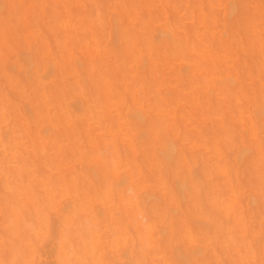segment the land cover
<instances>
[{
  "label": "rangeland",
  "instance_id": "rangeland-1",
  "mask_svg": "<svg viewBox=\"0 0 264 264\" xmlns=\"http://www.w3.org/2000/svg\"><path fill=\"white\" fill-rule=\"evenodd\" d=\"M144 1L0 0V33L3 31L5 17L11 21L15 15V10L6 12L5 5L9 3L119 6L80 8V15L70 18L66 29L47 30L42 39L33 35L35 46L24 51L31 54L32 60H36L35 64L31 62L28 73L30 76L31 71L35 72L34 76L42 88L37 93L40 97L36 95L35 105L29 103L24 94L32 76H27L28 73L22 69L14 72L5 70L6 57L0 43V106L5 107L10 127L19 126L18 114L29 118L32 113L30 119L35 120L39 146H42L41 140L48 145L42 159L46 161L52 158V167L59 168L65 175L73 176L75 172L80 182L95 180L98 183V179L88 170L95 168L98 172L96 176L100 178L104 171L98 160L92 159V155L102 152L106 158H111L109 153L112 152L117 160L123 158L121 171L129 177V190L164 197L166 178L160 175V170L166 168L167 163L159 161L154 153L150 155L146 150L147 142L138 137L143 129L137 125L136 120L137 116H143L151 127H159L168 135L169 143L176 145V164L189 173L198 171L205 181L215 177V183L210 188L212 199L206 200L205 204L222 211V202L237 182V172L240 170L227 141V126L243 130L252 124L258 126L260 122L259 40L257 38L250 49L225 40L221 29L214 26L210 17L205 19L204 10L198 7L212 4L214 0ZM255 2L259 3V0ZM63 9L58 8L57 13L66 15V9ZM33 11L26 10V25L32 24ZM130 18H135L137 22L130 25ZM177 20L182 22V28L176 26ZM118 32L120 35L116 36ZM115 38L119 39L118 42L114 41ZM113 43H117V47ZM245 74H251L252 77L250 99H246L241 109L219 95L217 84L226 79H233L239 84ZM43 75L45 77L42 79ZM124 98L128 102H124ZM75 102L74 109L71 106ZM77 106L79 112L76 111ZM25 108L30 110L28 115ZM133 115L136 119L130 117ZM45 128L51 131L44 133ZM166 147L161 144L159 150ZM152 170L159 176L157 184L138 187L133 177ZM117 194L116 197L121 196L119 191ZM251 195V215L258 223L261 214L258 178ZM125 206L131 207V204ZM174 206L201 220L206 219L203 209L191 203L190 197L188 202L175 201ZM245 207L247 210V200ZM110 210L112 212L113 209ZM57 217L52 216L54 222ZM103 217L108 218L109 215ZM83 223L85 226L92 225L89 220ZM132 230L135 231V228ZM112 231L107 229L106 235H111Z\"/></svg>",
  "mask_w": 264,
  "mask_h": 264
},
{
  "label": "snow or ice",
  "instance_id": "snow-or-ice-1",
  "mask_svg": "<svg viewBox=\"0 0 264 264\" xmlns=\"http://www.w3.org/2000/svg\"><path fill=\"white\" fill-rule=\"evenodd\" d=\"M61 7L66 9V15L57 13ZM87 7L119 6L6 4V12L15 10V15L11 21L5 17L0 33L5 70L14 72L31 66L32 56L24 49L35 46L33 35L42 39L47 30L66 29L70 18L80 15V8ZM198 7L204 10L205 19L210 17L214 26L221 29L225 40L250 49L258 38L260 46V122L243 130L227 126V141L240 170L237 182L222 202L223 210L217 211L205 204L212 199L210 188L215 177L205 181L198 171L189 173L176 164V145L169 143L168 135L161 128L151 127L143 116H138L136 123L143 129L141 138L147 142V152L167 163L160 170V175L166 178V195L156 197L129 190V177L121 171L123 158L117 160L114 156L106 158L102 152L94 153L92 159L98 160L104 171L100 178L95 168L89 169L99 181L94 190L88 185L65 181L52 185L44 197V203L48 200L59 203L58 228L53 230L51 217H42L41 224L37 225L31 215V208L40 201L41 194L30 180L25 179L21 186L9 179L0 207L6 220L5 231L0 236V264H264V0L259 3L214 0L212 4ZM26 10H34L30 26L25 24ZM136 22L135 18L128 21L130 25ZM175 23L178 28L183 27L180 20ZM251 79V74H245L239 84L233 79L222 80L217 84L219 95L242 109L246 99H250ZM124 102H128L127 98ZM161 144L167 147L159 150ZM133 178L142 188L156 185L159 176L152 170ZM257 178L261 198L258 223L251 215V193ZM118 191L126 205L136 204L141 209L135 231L118 225L107 238L98 230L84 231L81 225L96 211L97 204L115 199ZM189 197L203 209L206 219L174 206L175 201L188 202ZM47 250L51 251L50 259H44ZM137 250L140 258H129L130 252Z\"/></svg>",
  "mask_w": 264,
  "mask_h": 264
},
{
  "label": "bare ground",
  "instance_id": "bare-ground-1",
  "mask_svg": "<svg viewBox=\"0 0 264 264\" xmlns=\"http://www.w3.org/2000/svg\"><path fill=\"white\" fill-rule=\"evenodd\" d=\"M55 1V0H54ZM144 1V0H143ZM112 2V1H111ZM145 2V1H144ZM62 5V4H61ZM110 5V4H109ZM4 8V6H2ZM64 10V9H63ZM198 12V10H196ZM107 12V11H106ZM134 14V13H133ZM157 14V13H156ZM113 15V14H112ZM78 17V16H77ZM114 23V22H113ZM122 23V22H121ZM126 23V22H125ZM123 23V24H125ZM133 25V24H132ZM117 26H115L116 28ZM146 28V27H145ZM144 28V29H145ZM90 29V28H89ZM117 30V29H116ZM74 31V30H73ZM114 31V29H113ZM136 32V31H135ZM150 32V31H149ZM206 32V31H204ZM45 33V32H44ZM135 34V33H134ZM159 34V33H158ZM116 35V34H115ZM117 36V35H116ZM135 36V35H134ZM150 36V35H149ZM156 36V35H155ZM161 36V35H160ZM159 37H154L155 39L160 38ZM162 37V36H161ZM166 37V36H165ZM115 38L114 41H117L119 39ZM163 39V38H162ZM92 40V39H91ZM94 41V40H93ZM113 41V42H114ZM122 41V40H121ZM156 41H154L155 43ZM120 43V42H119ZM115 44V43H113ZM117 44V43H116ZM115 44V45H116ZM123 44V43H122ZM69 45V44H67ZM117 47V45L115 46ZM163 47V46H162ZM106 48V47H105ZM164 48V47H163ZM95 49V47H94ZM92 49V50H94ZM94 52V51H93ZM139 53V52H138ZM163 54V52H162ZM124 58V57H123ZM139 58V57H138ZM137 58V59H138ZM158 58V57H157ZM159 60V59H158ZM36 60H32V63H34ZM39 61V60H38ZM118 61V60H117ZM156 62V60H154ZM40 62V61H39ZM113 62V61H112ZM116 63V61H115ZM228 63V62H227ZM35 64V63H34ZM41 64V63H40ZM44 64V63H43ZM121 65V64H120ZM29 66H25L22 71L28 73V68ZM38 67V66H37ZM123 67V66H122ZM189 67V66H188ZM37 69V68H36ZM39 69V68H38ZM55 70V69H54ZM180 70V69H179ZM182 70V69H181ZM42 71V70H41ZM56 72V71H55ZM40 73V72H39ZM49 73V72H48ZM51 73V72H50ZM49 73V74H50ZM53 73V74H52ZM52 75H54V71H52ZM35 72L31 71L30 76V81L28 82L24 94L26 96V99L31 103L32 105L36 104V95L37 93L42 90L40 89V84L37 82L38 79L35 78L34 76ZM186 74V73H185ZM29 76V73L28 75ZM29 76V77H30ZM124 76V75H123ZM42 79L45 77V75L41 76ZM112 77V75H111ZM28 78V77H27ZM47 78L50 79L49 75ZM62 78V77H59ZM257 78V77H256ZM46 78H44L45 80ZM126 79V77H125ZM128 79V78H127ZM29 80V79H28ZM43 80V81H44ZM48 80V79H47ZM64 80V79H63ZM27 81V80H26ZM46 82V81H44ZM85 82V81H84ZM65 83V82H64ZM44 84V83H43ZM61 84V83H60ZM45 85V84H44ZM48 85V84H47ZM63 85V84H62ZM61 85V87H63ZM79 85V84H78ZM65 86V85H64ZM80 86V85H79ZM22 87V86H21ZM55 87V86H54ZM60 87V88H61ZM17 88V87H16ZM40 89V91H39ZM58 90V89H57ZM60 92V91H58ZM57 92V93H58ZM62 92V91H61ZM66 92V91H65ZM64 92V93H65ZM69 92V91H68ZM67 92V94H69ZM81 93H84L83 91ZM111 94V93H110ZM58 95V94H55ZM83 95V94H81ZM167 95V94H166ZM169 95V93H168ZM39 96V95H38ZM60 96V95H59ZM68 96V95H67ZM96 96V95H95ZM94 96V97H95ZM115 96V95H114ZM113 96V97H114ZM40 97V96H39ZM93 97V98H94ZM97 98V96H96ZM115 99V98H114ZM113 99V100H114ZM16 100V99H15ZM75 100V99H74ZM97 100V99H96ZM95 100V101H96ZM160 100V99H159ZM163 101V100H162ZM77 102V100H76ZM72 104L75 109V105ZM79 102V101H78ZM77 102V103H78ZM80 103V102H79ZM94 103V102H93ZM98 103H100L98 101ZM97 103V104H98ZM161 103V102H159ZM59 104V103H56ZM60 105V104H59ZM80 104H78L79 106ZM95 103L93 104V109ZM41 106V105H40ZM69 106V105H68ZM69 106V107H70ZM78 106L76 108V111L79 112ZM113 107V105H110ZM25 107V106H24ZM59 107V106H58ZM41 108V107H40ZM80 108V107H79ZM27 109V108H25ZM24 109V110H25ZM73 109V110H74ZM83 109V108H82ZM81 109V110H82ZM88 109V108H87ZM104 109V108H101ZM117 109V108H116ZM124 109V108H123ZM161 109V108H160ZM26 111L27 115L28 112L30 111L29 108ZM80 110V111H81ZM89 110V109H88ZM98 110V109H97ZM38 111V110H37ZM40 111V110H39ZM240 111V110H239ZM238 111V113H239ZM32 112V111H31ZM59 112V111H58ZM75 112V110H74ZM76 112V114H77ZM102 112V111H101ZM25 113V112H24ZM54 113V112H53ZM91 113V112H90ZM125 113V112H124ZM256 113V112H255ZM6 110L5 107L0 106V207L3 205V197L5 193V186L9 182V179L11 182L15 185L19 183L21 186H24V181L25 179L30 180L31 184L34 185L37 189V191L41 194L40 195V201L37 203L36 206H33L31 208V215L35 218L36 224L39 225L41 224V219L44 216L51 217V227L53 230H56L58 228V225H56L57 221L54 222L52 216H59V203L55 202L54 200H48L46 203H44V197L47 196L48 190L51 188L52 185H60L65 181L74 183V184H80V185H88L89 187L95 189L98 183H95L96 181H89V182H80L78 180V174L74 172L73 176H69L68 174L65 175L63 172L58 170L59 168H53L52 167V158L42 159L44 155H46V152L48 150V145L46 144L45 141L41 140V145L39 146L40 140H38L36 136V125L35 120H32V113L30 114L29 118L25 117L23 114H18L17 118L19 120V126H13L10 127L9 123L10 120L6 116ZM83 114V113H82ZM139 114V112H138ZM99 115V114H98ZM55 116V113H54ZM63 116V114H62ZM67 116V115H66ZM79 116V115H78ZM91 116V115H90ZM128 116V115H127ZM137 116V115H136ZM39 117V115H38ZM43 117V116H42ZM92 117V116H91ZM101 117V115H100ZM115 117V116H114ZM136 119L135 115L130 116ZM138 117V116H137ZM63 118V117H62ZM95 118V117H94ZM126 118V114H125ZM128 118V117H127ZM126 118V119H127ZM131 118V119H133ZM16 119V117H15ZM60 120V118L58 117ZM74 119V118H73ZM130 119V118H129ZM128 119V120H129ZM130 119V120H131ZM133 119V120H134ZM49 120V119H48ZM62 120V119H61ZM65 120V119H64ZM69 120V119H68ZM96 120V119H95ZM99 120V119H98ZM42 121V120H41ZM54 121V120H53ZM62 122V121H61ZM59 122V123H61ZM47 123V122H46ZM81 123V122H80ZM84 123V122H83ZM96 123V122H95ZM38 124V123H36ZM88 125V123H86ZM121 124V123H120ZM39 125V124H38ZM37 125V126H38ZM98 125V124H97ZM40 126V125H39ZM96 126V125H95ZM122 126V125H121ZM132 126V125H130ZM123 127V126H122ZM135 128V127H133ZM58 130V129H56ZM38 131V130H37ZM44 133H47V128H45ZM42 131V133H43ZM99 132V131H98ZM117 132V131H116ZM38 134V133H37ZM48 134V133H47ZM121 134V133H120ZM119 134V135H120ZM45 135V134H44ZM43 135V136H44ZM122 135V134H121ZM48 137V136H45ZM141 138V133L140 136ZM59 138V137H57ZM63 139V137H62ZM71 139V138H68ZM7 141V143H6ZM62 141V140H61ZM66 142V140H64ZM72 142V141H71ZM51 143V142H50ZM55 143V142H54ZM70 143V142H69ZM68 143V144H69ZM53 144V143H51ZM60 144V143H59ZM64 144V143H62ZM71 144V143H70ZM72 145V144H71ZM74 145V144H73ZM64 146V145H63ZM7 147V151H5V148ZM163 148V147H161ZM60 148H58L59 150ZM62 150V149H61ZM114 151V150H113ZM60 153V152H59ZM58 153V154H59ZM118 153V152H117ZM97 154V153H96ZM111 154V156H110ZM39 155V157H38ZM109 156L112 158V152L109 153ZM108 156V157H109ZM46 157V156H45ZM50 157V156H49ZM41 158V159H40ZM77 160H80L77 158ZM54 162V161H53ZM76 162V161H75ZM77 163V162H76ZM236 163V162H235ZM70 164V162H69ZM94 164V163H93ZM56 165V164H55ZM62 165V164H61ZM74 165V164H73ZM99 166V165H98ZM75 167V166H74ZM72 167H69V169ZM87 168V167H86ZM102 168V167H101ZM67 169V168H66ZM92 169V168H91ZM74 170V169H73ZM69 171V170H68ZM89 171V170H88ZM99 171V170H98ZM73 172V171H72ZM102 172V171H101ZM9 173H11V176L9 177ZM98 173V172H96ZM103 174V172L101 173ZM90 175V174H89ZM91 176V175H90ZM103 176V175H102ZM98 177V176H97ZM80 179V177H79ZM85 179H83L84 181ZM118 195V194H117ZM192 203V202H191ZM198 207V206H197ZM110 209H113L112 212ZM121 209V210H119ZM110 210V211H109ZM115 211H119L120 213H117ZM123 211V212H122ZM141 212V209L138 207L136 204H131L130 206H125V203L123 201V198L121 196L116 197L115 199H107L100 201L97 206H96V211L89 217L86 218L85 221L89 220L91 221L92 225L91 226H85L84 223L81 225L82 229L84 231H90V230H98L100 233L103 234L105 238L109 237L106 235L107 229L113 230L116 226L118 225H123L125 227H130L131 229L136 227V221L137 217L139 216ZM117 213V214H115ZM108 214L109 217L104 218L103 216ZM199 214V213H198ZM115 216H117L115 218ZM121 216V217H118ZM120 218V219H117ZM86 224V223H85ZM5 226H6V220L2 212H0V236L3 235L5 231ZM132 254L131 259H138L140 258L138 250L135 252H130ZM51 258V251L47 250L45 251L44 254V259H50Z\"/></svg>",
  "mask_w": 264,
  "mask_h": 264
}]
</instances>
